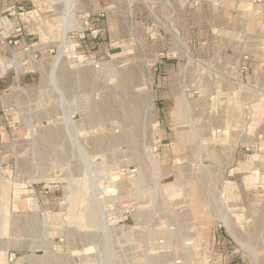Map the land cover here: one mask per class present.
I'll return each mask as SVG.
<instances>
[{
    "label": "rangeland",
    "instance_id": "rangeland-1",
    "mask_svg": "<svg viewBox=\"0 0 264 264\" xmlns=\"http://www.w3.org/2000/svg\"><path fill=\"white\" fill-rule=\"evenodd\" d=\"M20 1L0 33V264H264L251 0H38L30 27Z\"/></svg>",
    "mask_w": 264,
    "mask_h": 264
},
{
    "label": "crops",
    "instance_id": "crops-1",
    "mask_svg": "<svg viewBox=\"0 0 264 264\" xmlns=\"http://www.w3.org/2000/svg\"><path fill=\"white\" fill-rule=\"evenodd\" d=\"M29 1V2H28ZM250 1V0H249ZM18 0H8L6 3L4 2L5 5L2 4V6L0 7V11H9L7 15H5L4 17H1L0 18V33L1 31L3 30H7V29H14L16 30V27L18 26L19 28H21V22L19 21V17L17 16H11V14L13 12H10L11 10H13V8L16 7V4H17ZM19 2H21L19 0ZM29 3V27L30 25L32 24H38V23H41L40 21H42V19H33L32 17H30L32 14L38 12V6H37V3L39 2L38 0H26V3ZM250 5L249 7H259V4L255 2V0H251L250 2H248ZM33 6V7H32ZM170 7H172L170 5ZM173 8V7H172ZM95 11L97 12H108L110 9H111V5L106 3L105 5H98V6H95ZM249 11V10H248ZM32 13V14H31ZM21 14V13H19ZM258 16V15H257ZM262 18V21H263V26H264V17L262 16H259ZM97 23V22H96ZM99 23L97 24H93V26H97L98 27ZM264 44V39L262 41V43L260 44V50L262 52V54H264V51L262 50V46ZM263 65H264V60H263ZM11 264H29V259H23V260H18V261H15V262H11Z\"/></svg>",
    "mask_w": 264,
    "mask_h": 264
},
{
    "label": "built area",
    "instance_id": "built-area-1",
    "mask_svg": "<svg viewBox=\"0 0 264 264\" xmlns=\"http://www.w3.org/2000/svg\"><path fill=\"white\" fill-rule=\"evenodd\" d=\"M255 2L259 4V7H252V11H253L256 15L264 17V0H255ZM86 25H90L88 21H86ZM18 30H19V29H18ZM92 32H93V33H98V30H92ZM82 35H83V37H85V33H84V32H83ZM96 35H97V34H95V36H96ZM26 50H30V48L27 47ZM262 50L264 51V44H263V46H262ZM36 55H37V54H36ZM244 58H245V59H248L249 56H248V55H245ZM241 66H242V70H243V71H244V70H247L248 67H249L247 64H242ZM14 110H15L14 107H10V108L6 109V111L9 113V116L13 114ZM11 259H14V258H11Z\"/></svg>",
    "mask_w": 264,
    "mask_h": 264
},
{
    "label": "bare ground",
    "instance_id": "bare-ground-1",
    "mask_svg": "<svg viewBox=\"0 0 264 264\" xmlns=\"http://www.w3.org/2000/svg\"><path fill=\"white\" fill-rule=\"evenodd\" d=\"M67 35V30L65 31V36ZM59 59V58H58ZM55 70V69H54Z\"/></svg>",
    "mask_w": 264,
    "mask_h": 264
}]
</instances>
